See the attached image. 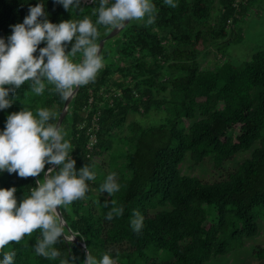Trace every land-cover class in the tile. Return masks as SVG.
<instances>
[{
	"label": "trees",
	"instance_id": "obj_1",
	"mask_svg": "<svg viewBox=\"0 0 264 264\" xmlns=\"http://www.w3.org/2000/svg\"><path fill=\"white\" fill-rule=\"evenodd\" d=\"M175 2L177 6L171 7L164 0H153V24L146 23L147 16L141 22L131 21L105 43L102 53L110 63L93 82L80 86L61 126L73 145L76 169L88 165L96 172L95 180L88 182L87 198L73 201L71 212L61 208L86 248L61 238L53 246L58 256L37 255L33 247L41 236L37 229L5 246L4 251L15 252L14 264H82L86 249L97 259L108 252L116 264H206L212 257L228 254L237 240L258 234L255 211L264 209V49L240 65L229 59L212 69L200 64L210 47L221 50L220 41L231 34L229 20L243 18L258 1L218 0L214 23L217 0ZM36 3L0 0V37L11 35L10 25L22 23L29 5ZM99 6L100 0H82L79 8L67 11L46 0L45 10L53 23L85 16L95 23ZM96 26L99 44L113 27ZM70 49L71 42L66 51ZM10 99L12 106L0 110V130L7 115L25 107L34 114L49 108L56 113L50 122L57 123L66 101L49 83L40 95L25 83ZM151 112H164L166 118L154 126L128 123L132 113ZM92 136L95 142L90 145ZM256 144L252 155L219 181L181 173L188 154L196 164L211 157L219 170ZM112 172L121 187L109 196L100 186ZM43 178V172L25 178L4 171L0 188L15 187L19 204ZM120 206L122 215L105 219L110 208ZM134 211L143 216L139 231L131 227ZM148 249L166 250L173 260L158 262ZM254 255L264 264L263 247Z\"/></svg>",
	"mask_w": 264,
	"mask_h": 264
},
{
	"label": "clouds",
	"instance_id": "obj_2",
	"mask_svg": "<svg viewBox=\"0 0 264 264\" xmlns=\"http://www.w3.org/2000/svg\"><path fill=\"white\" fill-rule=\"evenodd\" d=\"M108 2L100 0L95 23L88 16L53 23L45 10L46 0L29 5L23 22L10 25L11 35L0 37V110L12 106L10 94L25 83L37 95L44 92L46 83L52 84L63 99H68L78 87L93 82L105 65L104 55L96 43L99 36L96 25L120 29L146 16L147 24L155 21L153 0H114L111 6H106ZM164 2L177 6L175 0ZM53 3L69 11L79 8L82 0H53ZM69 42L71 49L66 51ZM42 43L45 46L39 47ZM77 53L82 54L80 62H74ZM55 119L56 113L49 108H39L34 114L25 107L7 115L5 127L0 130V173L7 171L25 178L44 173V178L37 180L19 204L15 187L0 188V264H14L15 252L4 251L6 245L21 241L37 229L41 236L33 247L37 255L45 257L59 255L53 246L61 238L71 242L78 236L71 232L61 208L71 212L73 201L87 198L88 182L95 180L96 172L88 165L76 169V160L71 155L73 145L65 139L66 132L60 124L50 122ZM46 165L51 167L45 171ZM55 166H59L58 171ZM120 187L115 172L109 173L100 186L109 196ZM104 207H109V201L104 202ZM123 211L122 206L112 207L105 219L111 221ZM130 223L133 231L141 230L143 216L134 211ZM82 264H116V258L105 252L97 259L87 251Z\"/></svg>",
	"mask_w": 264,
	"mask_h": 264
},
{
	"label": "rangeland",
	"instance_id": "obj_3",
	"mask_svg": "<svg viewBox=\"0 0 264 264\" xmlns=\"http://www.w3.org/2000/svg\"><path fill=\"white\" fill-rule=\"evenodd\" d=\"M243 18L233 20L231 25V34L226 40L220 41L221 50L217 46L210 47L207 56L200 60L203 69H212L219 62L229 59L234 64L240 65L255 52L264 49V0H257ZM248 3V2H247ZM244 4H246L244 2ZM219 2L217 0L212 16V23L215 22L219 12ZM141 20H133L134 22H141ZM114 38V37H113ZM82 56L74 57V62H80ZM110 63V60L105 61V65ZM104 65V66H105ZM166 113L151 112L147 115L130 114L128 123L137 121L143 126H154L160 124ZM128 132L126 128L125 133ZM257 144L250 150L240 151L235 157L227 161L222 169H215L212 158H207L200 164L193 162L190 154H188L180 166L182 174L197 176L203 181L214 182L227 177V175L234 171L238 164L252 155L253 150ZM50 167V165H48ZM47 168L45 169V171ZM41 175V174H40ZM257 216V224L259 232L256 236L243 238L231 244V250L228 254L212 257L206 264H260V261L254 255V251L258 247L264 248V209L255 211ZM215 217L214 211L211 212ZM148 255L155 258L158 262H166L173 260V255L166 250H150Z\"/></svg>",
	"mask_w": 264,
	"mask_h": 264
},
{
	"label": "water",
	"instance_id": "obj_4",
	"mask_svg": "<svg viewBox=\"0 0 264 264\" xmlns=\"http://www.w3.org/2000/svg\"><path fill=\"white\" fill-rule=\"evenodd\" d=\"M128 24H129V23H127L123 28H120V29L113 28V29H112V30L106 35V37H105L104 39H102V40L99 42L98 45L100 46L101 52L103 51V48H104L105 43H106L109 39H111V38L117 36V35L120 33V31H122V30H123ZM79 88H80V87H78V88L75 90L73 96H71L70 98L66 99V101H65V103H64V106H63V109H62V111H61V114H60V116L58 117V120H57V123L60 124V126H62V124H63V122H64L66 116L68 115V113H69V111H70V108H71L72 100H73L74 96L77 94ZM50 167H51V166H50ZM55 167L57 168V166H55ZM61 212H62V211H61ZM70 230H71V229H70ZM71 232H72V230H71ZM73 241H74L75 243L81 245L83 248H86L85 243L82 242V241H80V240H78L77 237H76ZM87 251H88V250L86 249V253H87ZM88 252H89V251H88ZM85 256H86V254H85Z\"/></svg>",
	"mask_w": 264,
	"mask_h": 264
},
{
	"label": "built area",
	"instance_id": "obj_5",
	"mask_svg": "<svg viewBox=\"0 0 264 264\" xmlns=\"http://www.w3.org/2000/svg\"><path fill=\"white\" fill-rule=\"evenodd\" d=\"M87 3H91L92 0H85ZM229 23H232V20H229ZM95 142V137L92 136V143L90 145H93V143Z\"/></svg>",
	"mask_w": 264,
	"mask_h": 264
}]
</instances>
